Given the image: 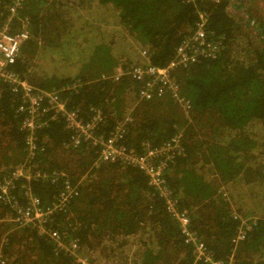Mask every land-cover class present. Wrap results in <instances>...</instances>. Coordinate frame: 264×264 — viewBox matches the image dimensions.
Wrapping results in <instances>:
<instances>
[{
    "label": "trees",
    "instance_id": "trees-1",
    "mask_svg": "<svg viewBox=\"0 0 264 264\" xmlns=\"http://www.w3.org/2000/svg\"><path fill=\"white\" fill-rule=\"evenodd\" d=\"M6 3L0 0V24ZM261 10L253 0H27L20 15L32 36L10 68L57 91L66 107L80 109L84 118L92 114L91 107L100 108L102 133L128 115L124 143L139 153L143 145L159 146L180 131L183 154L168 165L165 179L189 211L192 227L215 258L225 260L233 250V264H264ZM201 12L208 38L220 39L223 48L215 58L175 71L191 104L187 113L168 95L140 99L133 80L110 76L119 65H166L183 36L194 31ZM16 103L14 93L0 83V181L27 159ZM68 137L61 115L37 133L44 149L32 160L33 171L64 170L78 192L49 227L65 232L66 241L77 240L79 252L91 261L116 264L129 255L135 264H191V248L148 177L118 162L96 166L89 145L62 148ZM14 181L15 209L0 200L4 264H75L55 252L36 226H21L16 219L17 207L28 204L26 189L47 206L62 179ZM247 217L254 220L251 229L233 249L231 239Z\"/></svg>",
    "mask_w": 264,
    "mask_h": 264
},
{
    "label": "built area",
    "instance_id": "built-area-1",
    "mask_svg": "<svg viewBox=\"0 0 264 264\" xmlns=\"http://www.w3.org/2000/svg\"><path fill=\"white\" fill-rule=\"evenodd\" d=\"M26 1L8 0L5 5L6 15L0 24V83L6 84L17 98L15 111L21 116L19 130L24 132L23 142L27 157L22 164L12 169L8 176L0 181V200L8 203L12 208L15 203L18 204L11 189L14 187V180L20 177L37 179L47 176L51 177L52 181L62 179V185L55 200L47 206L39 205L38 198L26 189L24 194L29 201L27 206L17 207L19 213L16 219L21 226H36L40 234H44L52 241L55 252H63L71 257L75 264H103L101 260L91 261L90 257L83 256L79 252L77 240L67 239L66 241L65 232L50 228L48 225L53 215L65 210L69 200L78 193L66 171L57 169L41 173L32 169L35 167L33 159L44 149V146L37 141L38 131L61 115L64 127L69 133L68 139L62 143L63 149L74 151L87 144L94 150L96 166L98 162H118L137 168L148 177V184L154 187L163 199L166 212L178 223L183 242L191 248L193 256L191 264H233L235 258L233 250L225 260L212 256L204 241L192 227L189 211L179 205L177 197L166 183L165 172L168 165L173 162L175 156L183 154L180 131L159 146L143 145L142 152L139 153L124 143L125 122L129 119L128 115L113 130L102 133L98 131L99 124L104 120L100 108L91 107L92 114L84 118L80 109L67 108L66 101L61 99L57 91L44 89L32 83L25 75L10 68V64L19 55L22 46L32 36L29 22L20 15V10ZM208 37L205 30V15L201 12L194 31L183 36L166 65L140 64L130 67L119 65L110 76L114 80L121 76L133 80L137 85L136 92L140 99L149 100L168 95L187 113L191 104L181 93L175 71L188 69L200 59H212L221 53L223 48L221 40ZM141 54L144 57L147 55L145 51ZM253 221L251 217L241 219L231 239L233 249L245 238ZM0 264H4V259L0 258ZM116 264L135 263L128 255Z\"/></svg>",
    "mask_w": 264,
    "mask_h": 264
},
{
    "label": "rangeland",
    "instance_id": "rangeland-1",
    "mask_svg": "<svg viewBox=\"0 0 264 264\" xmlns=\"http://www.w3.org/2000/svg\"><path fill=\"white\" fill-rule=\"evenodd\" d=\"M253 4H254L255 7H257L259 9V11L263 12L261 9L264 7V0H253ZM255 23L256 22H254V23L251 22L249 25L250 26H254V28H256V24Z\"/></svg>",
    "mask_w": 264,
    "mask_h": 264
},
{
    "label": "bare ground",
    "instance_id": "bare-ground-1",
    "mask_svg": "<svg viewBox=\"0 0 264 264\" xmlns=\"http://www.w3.org/2000/svg\"><path fill=\"white\" fill-rule=\"evenodd\" d=\"M82 84V83H81Z\"/></svg>",
    "mask_w": 264,
    "mask_h": 264
}]
</instances>
